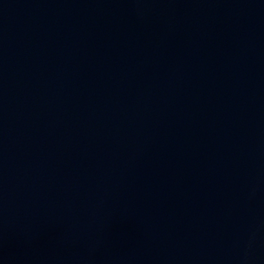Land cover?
I'll return each mask as SVG.
<instances>
[{"label": "water", "instance_id": "water-1", "mask_svg": "<svg viewBox=\"0 0 264 264\" xmlns=\"http://www.w3.org/2000/svg\"><path fill=\"white\" fill-rule=\"evenodd\" d=\"M0 264H264V0H0Z\"/></svg>", "mask_w": 264, "mask_h": 264}]
</instances>
